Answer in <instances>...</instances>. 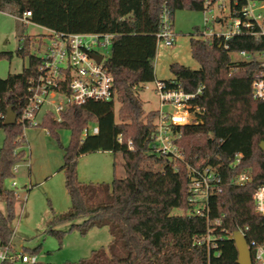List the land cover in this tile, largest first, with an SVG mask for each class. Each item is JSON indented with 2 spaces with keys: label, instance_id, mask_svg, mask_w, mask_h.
<instances>
[{
  "label": "trees",
  "instance_id": "16d2710c",
  "mask_svg": "<svg viewBox=\"0 0 264 264\" xmlns=\"http://www.w3.org/2000/svg\"><path fill=\"white\" fill-rule=\"evenodd\" d=\"M205 2L0 0L3 12L21 16L30 11L29 20L48 29L113 34L105 64L114 79L115 99L70 105L61 112L60 121L48 112L40 125L56 138L62 129L70 131L69 143L61 145L60 170L71 205L67 211L54 214L46 230L62 238L65 231L58 227L64 223L81 234L107 227L112 237L107 248L93 249L88 258L74 264H238L239 252L232 237L235 231L243 230L248 242L264 241V217L256 213L252 200L254 188L264 181V151L260 147L264 140V101L252 97L258 64L236 62L232 57L236 51L263 49L264 41L258 39L262 37L237 34L228 40L207 38L197 29V36L190 38V52L199 68L174 62L170 65L173 78L164 80L187 92L203 86L195 100L201 108V122L184 126L179 144L190 161L195 156L210 158L213 163L220 161L225 169L222 192L210 198L209 223L194 213V204L188 200L190 179L186 171L175 172L169 160L155 152L152 134L157 111L146 113L138 95L142 84L156 80V34L164 7L173 25L177 10H205ZM41 35L35 42L43 44ZM30 43V39L22 38L23 45L18 48L20 55H28V66L20 73L0 77V126L5 132L0 148V198L7 204L6 213L0 210V246L5 252L0 264H16L18 256L12 247L11 227L18 194L3 182L13 176L17 163L26 160V141L21 122H3L9 106L21 115L31 95L29 88L39 76L41 59L30 53ZM0 58L11 59L12 53L0 52ZM115 101L120 105L117 116ZM93 126L98 132L84 135L85 129ZM97 151L121 152L125 177H115L111 183L81 181L79 158ZM236 153L244 156L239 170L252 174V181L245 185L228 183L229 162ZM175 209L183 213L176 215ZM207 234L218 243L216 249L208 250L198 243Z\"/></svg>",
  "mask_w": 264,
  "mask_h": 264
},
{
  "label": "built area",
  "instance_id": "2783aa9c",
  "mask_svg": "<svg viewBox=\"0 0 264 264\" xmlns=\"http://www.w3.org/2000/svg\"><path fill=\"white\" fill-rule=\"evenodd\" d=\"M205 1L207 8H210L216 0ZM219 6L223 12L229 10L231 23L224 31L205 29L202 32L203 37H224V40H228L237 34H250L262 37L258 39L264 41V0H229V4L221 2ZM1 12L3 11L0 10ZM31 16L32 13L28 11L15 18L28 23L31 22L29 20ZM205 21L208 22L209 19L206 18ZM217 21L222 22V19L217 18ZM46 29L47 42L39 44L36 41L34 47V54L41 59L38 67L39 76L30 86L29 101L21 115L17 117V122H21L24 129L41 125L43 117L41 119L37 117L45 104H53L54 109H46L43 116L50 112L60 121L61 112L70 105H81L89 101H111L116 97L114 79L105 64L106 58L96 50L101 44L110 45L113 34L64 33ZM156 36L157 42L161 40L165 46H172L175 43L176 34L170 12L166 7L162 10L160 29ZM102 38L105 42H101ZM7 43L8 39L5 44ZM225 47L228 48V45ZM94 54L102 56L100 62L94 58ZM234 54L238 56L233 58L236 62L254 61L258 64L252 80V97L256 101H264V48L236 51L232 53V57ZM155 83V90L160 99V109L156 114L152 134L155 152L169 160L175 172L182 169L186 171L190 179L188 200L194 204V213L206 217L209 223L210 198L222 192L226 180L225 169L220 161L213 163L210 158L198 159L195 156L194 161H190L179 144L183 127L201 122L198 117L201 108L195 100L202 93L203 86H199L194 92H187L180 85L169 86L164 80L156 79ZM89 131L97 133L98 127L85 129L84 135ZM119 140L121 141V138ZM128 144L131 147L132 142ZM243 157L242 153H236L230 159L229 184L245 185L252 181L250 171L239 170ZM252 200L256 213L264 217V181L254 188ZM237 231L245 236L243 230ZM198 243L205 245L208 250L218 247V243L210 239V234L200 239ZM248 246L252 253V264H264V241L253 239L248 242ZM215 254L219 255V251H215ZM18 258L24 262L30 261L26 254H20Z\"/></svg>",
  "mask_w": 264,
  "mask_h": 264
},
{
  "label": "rangeland",
  "instance_id": "374dc122",
  "mask_svg": "<svg viewBox=\"0 0 264 264\" xmlns=\"http://www.w3.org/2000/svg\"><path fill=\"white\" fill-rule=\"evenodd\" d=\"M221 2L229 4V0H216L210 8L196 11L180 9L174 14L173 29L176 34L174 45L165 46L163 41L158 42L154 60L155 76L158 80L173 77L170 65L178 62L193 69L199 68V63L191 56L190 38L197 36V29L224 31L231 23L229 10L223 12ZM207 7V6H206ZM17 14L0 13V52L12 53V58H0V77L5 78L10 73H20L28 66V55L18 53L22 38L31 40L28 50L34 53L35 40L38 35L47 42V29L33 22L22 23L15 17ZM209 21L206 22L205 19ZM221 18L222 22H218ZM8 43L4 44V40ZM101 42H105L102 38ZM96 50L107 58L111 45L96 47ZM233 58H238L234 54ZM155 81L140 86L138 95L143 103L144 111H158L160 99L155 90ZM55 99V98H53ZM58 99V98H57ZM64 99V98H63ZM119 102L115 101L117 116ZM46 109H54L53 104H45L38 115L43 117ZM1 123V121H0ZM26 160L15 165L14 174L4 180L6 188L17 191L18 199L15 203V217L11 222L14 231L12 247L20 255L26 254L30 261L24 262L18 258L16 264H74L90 256L93 249L107 248L112 237L107 227L94 228L87 234H81L76 228L70 229L69 223H64L58 229L64 230L62 238L46 230L48 222L54 214L67 211L71 200L65 186V176L60 170L63 164V148L70 140V131L62 129L58 138L51 135L42 126H31L24 129ZM5 137L3 127L0 126V148ZM78 177L83 182H107L123 178L126 175L124 158L121 152L97 151L87 153L79 158ZM0 210L7 212L6 201L0 198ZM174 214L183 211L175 209ZM35 250L34 253H31ZM4 250L0 246V263Z\"/></svg>",
  "mask_w": 264,
  "mask_h": 264
},
{
  "label": "water",
  "instance_id": "95a60500",
  "mask_svg": "<svg viewBox=\"0 0 264 264\" xmlns=\"http://www.w3.org/2000/svg\"><path fill=\"white\" fill-rule=\"evenodd\" d=\"M6 43V39L4 40V44ZM94 58L100 62L102 56L99 54H94ZM17 113L13 110L12 106L7 108L6 116L4 119V125H14L17 122ZM261 149L264 151V140L260 143ZM233 239L235 240L239 258L238 264H252V253L248 246V242L245 236L240 231H235L232 235Z\"/></svg>",
  "mask_w": 264,
  "mask_h": 264
},
{
  "label": "crops",
  "instance_id": "0c3cea01",
  "mask_svg": "<svg viewBox=\"0 0 264 264\" xmlns=\"http://www.w3.org/2000/svg\"><path fill=\"white\" fill-rule=\"evenodd\" d=\"M173 26H174V24H173ZM45 28V27H44ZM46 29V28H45ZM173 78V77H172ZM172 78H169V79H172ZM2 211V210H1ZM3 212V211H2Z\"/></svg>",
  "mask_w": 264,
  "mask_h": 264
}]
</instances>
